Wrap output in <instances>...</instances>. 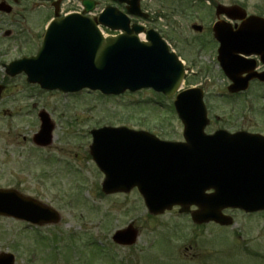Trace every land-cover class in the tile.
<instances>
[{"label": "rangeland", "instance_id": "obj_1", "mask_svg": "<svg viewBox=\"0 0 264 264\" xmlns=\"http://www.w3.org/2000/svg\"><path fill=\"white\" fill-rule=\"evenodd\" d=\"M214 1L264 14V0ZM183 23L169 20L167 41L188 67L183 87L204 90L210 120L205 131L243 125L262 129L264 86L255 87L258 95L251 90L231 96L214 48L210 55L207 47L181 40L183 35L191 37L186 28L190 20ZM11 85L0 102V187L39 199L61 216L56 224L38 226L0 216V252L13 254L14 264H264L263 214L226 210L230 226H194L188 215L175 208L150 215L136 189L102 193L103 174L89 154V130L123 125L162 139L181 140L172 98L151 89L117 96L87 89L71 94L36 86L23 90L19 78ZM39 110H45L55 125L47 147L32 141L40 125ZM128 225L136 230V241L115 244L113 232Z\"/></svg>", "mask_w": 264, "mask_h": 264}, {"label": "water", "instance_id": "obj_2", "mask_svg": "<svg viewBox=\"0 0 264 264\" xmlns=\"http://www.w3.org/2000/svg\"><path fill=\"white\" fill-rule=\"evenodd\" d=\"M233 9H227V13ZM231 16L243 18L244 11ZM243 23L264 25L258 17H249ZM50 30L40 50V59L34 63H39L35 67L43 72L36 79L44 87L63 91L89 87L104 93L153 87L169 96L181 83V64L153 34L146 36L147 42L126 34L103 38L90 21L74 23L68 20L55 23ZM216 31H220L222 51L231 58L235 50L228 51V47L245 50L251 46L257 53L264 51L262 27H244L235 32L226 29V35L222 34V28ZM228 55L221 54V65L230 75L236 67ZM240 71L238 69L232 76L239 75ZM198 91L184 90L174 101L185 125L187 145L184 147L123 128L103 127L92 131L91 155L105 174L102 184L105 193L128 191L137 186L149 211L154 214L175 204L181 206L180 211H188L189 205L195 204L198 210L191 212V216L198 223L211 219L228 223L220 217V209L226 206L264 208V196L255 202L252 200L255 195H250L245 202L247 205H243L239 193L233 191V186H264V175H255L238 163L230 164L226 151L209 150L211 136L202 132L206 122ZM41 118L42 130L35 135V141L48 143L52 125L47 122L45 114ZM225 186L232 187L226 189ZM211 187L214 192L205 194V190ZM0 214L38 224L59 219L54 210L15 190L0 189ZM135 236V230L129 226L116 231L113 239L132 243ZM0 264H13V256L2 254Z\"/></svg>", "mask_w": 264, "mask_h": 264}, {"label": "flooded vegetation", "instance_id": "obj_3", "mask_svg": "<svg viewBox=\"0 0 264 264\" xmlns=\"http://www.w3.org/2000/svg\"><path fill=\"white\" fill-rule=\"evenodd\" d=\"M215 3H211V0H0V83L5 85L4 91L11 90V81L19 78L22 80L23 90L31 89L34 85L26 81L24 73L8 75L5 66L12 61L35 57L42 44L45 29L51 21L70 14L96 20L106 7L112 8L114 13L126 16L128 26L141 27L143 30H164L168 15H174L182 26L183 21L190 20L186 28L191 37L183 35L181 40L207 46L211 55V45L217 44L212 35V24L215 20L211 21V8H214ZM231 25L236 27L238 23L232 22ZM253 59L256 69L263 71L264 66L259 62V57L253 56ZM249 84L252 87L264 86V82L255 78ZM242 121L245 122L244 117ZM262 125V129L255 127V130L245 128V125L236 129L215 127L211 133L224 129L230 134L245 132L264 137V120Z\"/></svg>", "mask_w": 264, "mask_h": 264}]
</instances>
